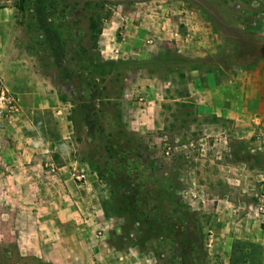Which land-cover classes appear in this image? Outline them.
<instances>
[{"label":"rangeland","instance_id":"obj_1","mask_svg":"<svg viewBox=\"0 0 264 264\" xmlns=\"http://www.w3.org/2000/svg\"><path fill=\"white\" fill-rule=\"evenodd\" d=\"M10 1L25 36L13 52L14 67L2 61L0 78L35 87L42 98L22 100L0 80L16 106L0 113V264H56L23 257L2 223L23 218L17 203L38 201L42 215L51 200L71 203L69 196L62 201L63 179L55 182L50 171L77 186L88 171L97 176L89 161L105 162V147L117 141L109 136L115 106L105 105L106 97L121 106L129 158L148 171L151 188L162 187V207L186 219L178 244L166 251L138 208L134 223L115 213L97 227L69 226L56 248L65 264H264V118L249 108L227 113L225 92H214L216 107L202 75H195L196 88L187 82L196 72L219 71L225 80L233 71L237 79L264 59V0ZM91 18L102 28L97 40ZM82 99L92 102L89 115L77 107ZM39 102L41 127L55 119L43 109L57 107L67 138L42 146L35 161L18 159L27 154L17 147L23 131L35 134L34 123L23 121L24 106ZM21 170L45 173L30 180L37 192L29 196L27 187L25 195L5 196V175ZM11 180L29 183L27 176ZM99 182L112 202V183Z\"/></svg>","mask_w":264,"mask_h":264},{"label":"crops","instance_id":"obj_2","mask_svg":"<svg viewBox=\"0 0 264 264\" xmlns=\"http://www.w3.org/2000/svg\"><path fill=\"white\" fill-rule=\"evenodd\" d=\"M20 33L25 36L23 28L19 25L17 8L11 5L10 0H0V67L4 64L2 61L5 62V60H9L6 66L14 67V60L16 59L13 52L19 48L20 43L23 41L21 40L20 36L22 35H20ZM134 42L137 43L138 40L135 39ZM10 72L11 70L9 73ZM0 73H2V75L5 74L4 71ZM231 73L232 74H229V76H226V79L223 80V74L219 71L209 73V77H207L208 75L206 73L196 72L195 74L193 73L187 76L189 79H187V82L190 85H194L196 88L200 81L196 79L197 76L195 75H202L201 77H205V81L209 79L210 85L208 86V91L210 92L211 100L215 106L218 100L217 97L213 95L214 92H225L227 113L238 116L240 115V109H242V113L249 108L251 111L256 110L257 114L264 118V59L253 65L247 75L245 74L243 76V74L237 72L239 76L236 79L235 72L233 73L232 71ZM0 80L8 90L14 92L22 100H40L42 98L41 92L36 90L35 87H33V89H28L25 84L20 82L12 83L8 77H4V79L1 77ZM181 89L183 88L181 87ZM38 104V107L24 106V108L27 109L25 111H27L28 117H24L23 121L27 124H29L30 121L34 123L35 128L33 127V129L35 134L32 136L28 130H25L27 132L23 131L25 133V142H20L17 147L24 148L27 154H23V156L20 153L16 154L15 157L18 159L24 158L26 161H35L37 159L35 152H40L42 146L46 148L47 146H52L67 138L69 127L65 119L60 117V109L57 107H47L43 109V112L50 113L55 119L51 121L48 129L45 124V128H42L41 124L43 120L39 116L42 111V106L40 102ZM35 137L37 139H35ZM12 155H14V153ZM48 173L55 182H58L61 178L63 179L62 183L64 184L65 193L62 194V196H64L62 201L66 199V196H69L71 203L63 206L51 200L50 204L47 205L49 214L43 215L40 213L41 204L38 201L29 204L23 203V205L17 203L24 209L21 211L23 218L15 224L3 222L2 224L5 227L3 232L8 235L10 233L15 235V239L23 257L34 256L44 261L65 264L63 257L56 249L62 236V231L69 226L78 228V231H81V227L85 228V226L96 225L97 227L98 219H104L102 222V224H104L112 218L113 214L115 215V212L109 209L110 200L108 194L102 189L103 186L100 184L95 174L88 171L85 182L81 184L82 186H77L69 175L61 174L62 176H59V173L51 171ZM41 175H45V173L43 174L40 170H38V173H33L31 171L24 172V170L7 173L5 176L8 180L5 185L9 186L6 188L3 185V188L8 190L7 194L4 193L5 196L7 195L9 197L10 194L13 195L15 193L25 195L24 192H28L27 187H30L28 195H35L37 189L35 188L36 186H32L33 182L30 183V180L32 179L35 181V178H39ZM22 176H27L29 183L15 184L11 180L19 179ZM21 185H23V187ZM19 197L21 198L20 195ZM245 260L246 258H244V261ZM231 264L234 263L231 262Z\"/></svg>","mask_w":264,"mask_h":264},{"label":"trees","instance_id":"obj_3","mask_svg":"<svg viewBox=\"0 0 264 264\" xmlns=\"http://www.w3.org/2000/svg\"><path fill=\"white\" fill-rule=\"evenodd\" d=\"M90 31L94 40H97V37L102 33L100 24L94 18H91ZM106 98L107 100L105 101L107 103L105 105H109V107L115 106L113 108L115 116L113 124L110 126L112 131L109 136L117 141L109 142V145L105 147L110 155L105 162L89 161V165L101 182L107 180L110 184L112 183L111 197L117 216L129 223H134L137 221L136 208L141 209L140 213L143 214L144 221L148 223L150 232H154L159 239L160 247L166 251L169 246L178 244L179 240L177 237L181 236L180 232L183 229L181 224L184 223L186 217L180 214L179 209L166 211L162 207V204H160L161 197H163L162 187L156 185L152 186V189L150 180L147 177L148 171L142 170L140 165L138 166L129 158L128 148H124V146H130L132 142H123L125 130H123V126L120 123L123 119L121 106L119 103L112 102L110 98ZM66 101H68V98L64 97L63 102ZM73 105L76 104L73 103ZM91 105L92 102L82 99L77 104V107L82 110L81 114L89 115L90 112L88 110H90ZM71 120L74 122L76 117L75 119L71 118ZM133 173L136 174L135 177L132 176ZM154 202L156 204L152 206ZM180 264H182V261Z\"/></svg>","mask_w":264,"mask_h":264},{"label":"built area","instance_id":"obj_4","mask_svg":"<svg viewBox=\"0 0 264 264\" xmlns=\"http://www.w3.org/2000/svg\"><path fill=\"white\" fill-rule=\"evenodd\" d=\"M0 109L1 114L5 111L12 112L16 110L15 99L8 90H0Z\"/></svg>","mask_w":264,"mask_h":264}]
</instances>
